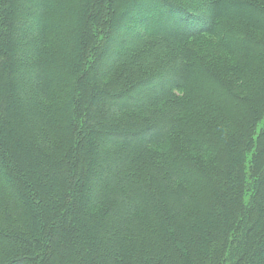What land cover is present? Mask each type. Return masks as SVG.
Returning a JSON list of instances; mask_svg holds the SVG:
<instances>
[{"label":"trees","instance_id":"obj_1","mask_svg":"<svg viewBox=\"0 0 264 264\" xmlns=\"http://www.w3.org/2000/svg\"><path fill=\"white\" fill-rule=\"evenodd\" d=\"M207 2L0 0V264H264V0ZM225 92L251 105L232 136Z\"/></svg>","mask_w":264,"mask_h":264},{"label":"rangeland","instance_id":"obj_2","mask_svg":"<svg viewBox=\"0 0 264 264\" xmlns=\"http://www.w3.org/2000/svg\"><path fill=\"white\" fill-rule=\"evenodd\" d=\"M200 1H202V2L204 1V2H206V5H208L207 0H200ZM238 11H240V10H238ZM140 22H139V20L134 22L133 27H130V31L128 32L127 35L122 34V35L117 36L116 39L114 38V41H113V44L111 45V47L106 49V51L103 53V56H102L103 59L102 60L109 61L116 55V53L118 54L120 48H122L124 46V44H121V42L125 40V37L128 38L131 35V38H132L133 36L137 35L136 32L140 33L143 31H148L147 29H151V30L153 29L152 26H149V27L146 26V27L140 28L141 27V26H139ZM159 22H160V20L154 19L153 22H151V24L155 25ZM141 24H143V23H141ZM128 25L129 24H127V26ZM260 34L262 35V37H264V32H261ZM190 42H191V44L194 45V47L196 48L198 53L202 56V58H200V59L202 61H204L206 64H209L214 69L223 70V68L226 69L227 67H229L235 63V59L233 57H231L229 54H227L225 52V50H223L220 46H218V44L216 43L217 41L211 36H200L198 38L193 39ZM125 45H126V43H125ZM162 52L163 51H160V49H155L152 53L149 54V56L146 60H142V61H144L143 62L144 64H141V68H142L143 72H141L140 77L143 78L144 76L148 75V74H145L146 71H149V74H150L151 72H159V71L168 70V68L172 66L173 63L170 61H167L166 57H164V53H162ZM163 57H164V59H163ZM155 59H158V60H155ZM169 77L170 76H168V75L164 76L163 80L160 81L159 85H157L155 87L157 88L159 86H164L166 84V82L168 81ZM230 83L234 88V92H236L238 95H241V96L243 95V96L249 97L252 95V93H255L254 88L252 90L249 84H244V83L237 82L234 80L230 81ZM146 89H148V88H146ZM133 93L135 94L136 91H134ZM225 94L227 95L226 92H225ZM225 94L224 95L222 94V97H220V99L218 98V100L220 101L219 107H220L221 113H218L219 117H218L217 122L211 121L213 126L217 129L216 131H211V132H216L217 135H220V136H226L228 134H229V136H232V135H234L233 132H235L236 130L239 133V131L242 128V125L247 121V119H248L247 116L251 112L250 111L251 105H249V104L244 105L243 104L244 106L239 105L237 108H233V102H235V101L228 98V95L226 96ZM246 110L249 111L248 115L245 114ZM194 122L196 124H198V126H199V121H194ZM262 125L263 124L257 125L258 131L261 130ZM206 129L209 130L207 127H206ZM198 130L201 131V130H203V128L202 129L198 128ZM255 131L256 130L254 129V132ZM254 135L256 138H258L257 132H255ZM261 137H260L261 143H264V132L262 133ZM177 141H178V143H180L181 148L187 151L189 156H192L194 158H199L200 160H202L203 157H202L201 153L195 149V147H196L195 144H189L188 142H186L184 140L182 141L180 139ZM258 142L259 141L257 139V143ZM161 149H163V148H161ZM161 151L163 153H166L165 148ZM199 155H200V157H199ZM211 157L212 156L209 155L208 158L210 159Z\"/></svg>","mask_w":264,"mask_h":264},{"label":"bare ground","instance_id":"obj_3","mask_svg":"<svg viewBox=\"0 0 264 264\" xmlns=\"http://www.w3.org/2000/svg\"><path fill=\"white\" fill-rule=\"evenodd\" d=\"M188 24V23H187ZM186 26H188V25H186ZM182 33V32H181Z\"/></svg>","mask_w":264,"mask_h":264}]
</instances>
